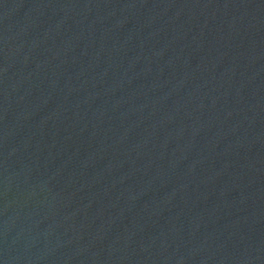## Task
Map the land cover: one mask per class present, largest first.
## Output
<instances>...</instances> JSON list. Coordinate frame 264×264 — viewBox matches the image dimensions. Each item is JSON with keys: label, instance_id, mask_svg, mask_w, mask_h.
<instances>
[{"label": "water", "instance_id": "obj_1", "mask_svg": "<svg viewBox=\"0 0 264 264\" xmlns=\"http://www.w3.org/2000/svg\"><path fill=\"white\" fill-rule=\"evenodd\" d=\"M0 264H264V0H0Z\"/></svg>", "mask_w": 264, "mask_h": 264}]
</instances>
